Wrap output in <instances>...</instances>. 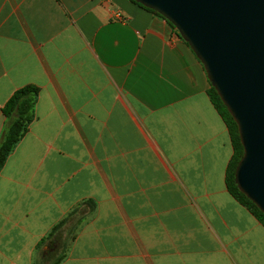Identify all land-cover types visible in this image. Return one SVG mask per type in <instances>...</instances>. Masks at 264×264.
Returning a JSON list of instances; mask_svg holds the SVG:
<instances>
[{
	"label": "crops",
	"instance_id": "obj_1",
	"mask_svg": "<svg viewBox=\"0 0 264 264\" xmlns=\"http://www.w3.org/2000/svg\"><path fill=\"white\" fill-rule=\"evenodd\" d=\"M27 85L40 94L0 172V264H264L206 71L167 20L131 0H0V143Z\"/></svg>",
	"mask_w": 264,
	"mask_h": 264
},
{
	"label": "water",
	"instance_id": "obj_2",
	"mask_svg": "<svg viewBox=\"0 0 264 264\" xmlns=\"http://www.w3.org/2000/svg\"><path fill=\"white\" fill-rule=\"evenodd\" d=\"M171 23L237 124L235 183L264 214V0H134Z\"/></svg>",
	"mask_w": 264,
	"mask_h": 264
},
{
	"label": "trees",
	"instance_id": "obj_3",
	"mask_svg": "<svg viewBox=\"0 0 264 264\" xmlns=\"http://www.w3.org/2000/svg\"><path fill=\"white\" fill-rule=\"evenodd\" d=\"M131 1L139 5L140 7L146 9L147 11L163 18L155 11L145 8L141 4L136 3L134 0ZM168 24L179 36V33L175 29V27L169 22ZM39 94L40 88L34 85H27L18 89L4 106L2 112L6 119V128L4 130L2 141L0 143V172L5 166V163L10 154L14 151L18 143L26 136L29 131L30 125L36 119L35 109L38 102ZM208 95L210 96L213 105L220 113L228 127L232 145L234 148V155L228 166L227 171L228 191L242 206L246 207L264 226V214L256 207L254 203H252L244 194L239 191L235 183L236 167L244 153L242 144L240 142L237 124L233 120L232 116L229 114L227 108L221 101L216 90L211 85L208 91Z\"/></svg>",
	"mask_w": 264,
	"mask_h": 264
},
{
	"label": "rangeland",
	"instance_id": "obj_4",
	"mask_svg": "<svg viewBox=\"0 0 264 264\" xmlns=\"http://www.w3.org/2000/svg\"><path fill=\"white\" fill-rule=\"evenodd\" d=\"M54 244V243H53ZM48 257V256H47ZM49 258V257H48ZM50 259V258H49ZM51 260V259H50ZM50 260H48V261H46V263L45 264H50V263H52V261H50Z\"/></svg>",
	"mask_w": 264,
	"mask_h": 264
}]
</instances>
